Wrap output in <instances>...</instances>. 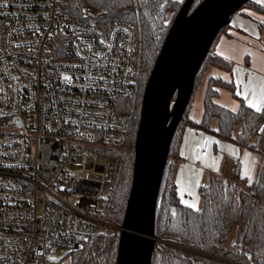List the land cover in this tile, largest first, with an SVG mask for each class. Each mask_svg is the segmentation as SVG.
<instances>
[{"label": "built area", "instance_id": "obj_1", "mask_svg": "<svg viewBox=\"0 0 264 264\" xmlns=\"http://www.w3.org/2000/svg\"><path fill=\"white\" fill-rule=\"evenodd\" d=\"M67 0H0V264H84L133 138L142 40ZM136 144V143H135Z\"/></svg>", "mask_w": 264, "mask_h": 264}, {"label": "trees", "instance_id": "obj_2", "mask_svg": "<svg viewBox=\"0 0 264 264\" xmlns=\"http://www.w3.org/2000/svg\"><path fill=\"white\" fill-rule=\"evenodd\" d=\"M203 1L194 0L189 13ZM184 2L185 0L179 3L177 0H67L65 4L66 9L76 17L86 9L101 11L103 14L100 19L107 25L123 22L132 24L139 30L142 40L141 93L134 146L147 82ZM246 6L264 13V8L253 5L252 0L243 7ZM225 28L218 33L201 65L192 97L171 140L157 198L155 236L158 241L155 243L151 264H264L263 167L259 169L255 181L246 187L245 184L241 186L237 183L240 178L239 165L234 163L230 174L215 177L209 185L200 187L202 205L198 210L181 202L174 180L179 162V146L187 126L213 132L230 140L233 138L234 127L240 125L236 141L264 156V112L254 111L242 104L239 111L234 113L214 103L216 88H230L229 82L210 78L203 100L202 120L196 122L188 116L203 70L211 64L228 67L221 58L213 54L214 46ZM213 119L218 121L216 130L211 128ZM257 134L260 135V140L254 146L250 141ZM134 160L133 153L125 157L118 188L108 212L111 222L118 226L123 223L128 204ZM234 224L238 225V231L234 243L230 245L228 233ZM118 246L119 239L116 237L99 239L85 258L84 264H116Z\"/></svg>", "mask_w": 264, "mask_h": 264}, {"label": "water", "instance_id": "obj_3", "mask_svg": "<svg viewBox=\"0 0 264 264\" xmlns=\"http://www.w3.org/2000/svg\"><path fill=\"white\" fill-rule=\"evenodd\" d=\"M249 0H204L191 14L185 0L147 82L137 131L133 179L116 264H151L159 186L171 140L196 76L218 33Z\"/></svg>", "mask_w": 264, "mask_h": 264}, {"label": "crops", "instance_id": "obj_4", "mask_svg": "<svg viewBox=\"0 0 264 264\" xmlns=\"http://www.w3.org/2000/svg\"><path fill=\"white\" fill-rule=\"evenodd\" d=\"M253 5L264 8V0H252ZM264 13L252 7H243L235 13L216 42L213 54L221 58L228 67L208 65L198 86L199 102L192 105L188 116L199 122L203 117V101L210 78H220L231 87H217L214 103L231 112H238L241 105L257 111L255 104L264 112ZM200 90V91H198ZM211 128H218L217 119ZM264 129V128H263ZM240 125L233 130L232 139L227 140L213 132L187 126L179 146V163L175 175V186L182 203L198 210L202 205L199 189L207 186L215 177L231 173L232 165L238 163V182L251 185L260 168H264V156L236 141ZM260 135L252 137L251 144L259 143ZM255 142V143H253ZM247 173V175H246ZM229 181H232L230 179ZM191 205V206H189Z\"/></svg>", "mask_w": 264, "mask_h": 264}, {"label": "rangeland", "instance_id": "obj_5", "mask_svg": "<svg viewBox=\"0 0 264 264\" xmlns=\"http://www.w3.org/2000/svg\"><path fill=\"white\" fill-rule=\"evenodd\" d=\"M182 1H184V0H182ZM205 69L203 71H205ZM203 74H204V72H203ZM197 89H198V87H197ZM197 89L195 90L194 94L197 92ZM198 91H200V90H198ZM198 97H199V92H198V94L195 95L194 101L192 99L194 105H196L199 102ZM253 143H255V142H253ZM178 163H177V166H178ZM174 180H175V178H174ZM237 183L241 184V186L243 185V182H241V183L240 182H237ZM237 231H238V225L237 224H234L232 226V228L230 229L229 233H228V243L230 245L234 243V240H235L236 235H237ZM66 254H67V250L66 249L57 250L54 254H52L51 256L48 257V261H49L50 264H72V261L70 259V255H66ZM75 264H77V260L75 261Z\"/></svg>", "mask_w": 264, "mask_h": 264}, {"label": "snow or ice", "instance_id": "obj_6", "mask_svg": "<svg viewBox=\"0 0 264 264\" xmlns=\"http://www.w3.org/2000/svg\"><path fill=\"white\" fill-rule=\"evenodd\" d=\"M177 2H178V3H179V2H182V0H177ZM250 106H251V107H256L257 111H260V110H261V108H260L259 106L255 105V104H251ZM246 175H247V173H246ZM189 206H191V205H189Z\"/></svg>", "mask_w": 264, "mask_h": 264}, {"label": "flooded vegetation", "instance_id": "obj_7", "mask_svg": "<svg viewBox=\"0 0 264 264\" xmlns=\"http://www.w3.org/2000/svg\"><path fill=\"white\" fill-rule=\"evenodd\" d=\"M158 240V239H157ZM227 263H229V262H227Z\"/></svg>", "mask_w": 264, "mask_h": 264}, {"label": "bare ground", "instance_id": "obj_8", "mask_svg": "<svg viewBox=\"0 0 264 264\" xmlns=\"http://www.w3.org/2000/svg\"><path fill=\"white\" fill-rule=\"evenodd\" d=\"M241 185V184H240Z\"/></svg>", "mask_w": 264, "mask_h": 264}]
</instances>
